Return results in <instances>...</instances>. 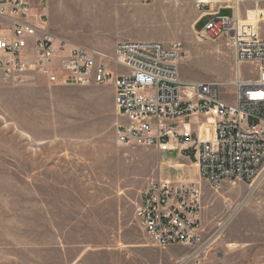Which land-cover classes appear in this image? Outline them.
Instances as JSON below:
<instances>
[{"label": "rangeland", "instance_id": "rangeland-1", "mask_svg": "<svg viewBox=\"0 0 264 264\" xmlns=\"http://www.w3.org/2000/svg\"><path fill=\"white\" fill-rule=\"evenodd\" d=\"M208 2L235 14L234 0ZM262 5L239 1L243 24L263 34ZM43 10L56 36L106 53L118 40L181 42L182 80H219L233 92L232 48L199 35L196 0H48ZM117 121L110 83L50 85L34 73L0 83V264H174L194 253L151 244L135 210L149 178L195 181L198 168L177 151L118 144ZM203 191L199 264H264V168L253 184L203 183Z\"/></svg>", "mask_w": 264, "mask_h": 264}, {"label": "built area", "instance_id": "built-area-1", "mask_svg": "<svg viewBox=\"0 0 264 264\" xmlns=\"http://www.w3.org/2000/svg\"><path fill=\"white\" fill-rule=\"evenodd\" d=\"M209 3L196 0L198 21L207 18L198 33L228 40L234 56L230 94L219 80H182L180 63L189 51L181 42L118 40L106 53L56 36L43 10L48 0H0V83H19L27 73L50 85L110 83L118 144L165 155L177 151L196 164L195 181L179 175L149 178L135 210L151 244L193 248L174 264L200 262L206 244L203 183L253 184L264 168V35L235 14L209 10Z\"/></svg>", "mask_w": 264, "mask_h": 264}, {"label": "bare ground", "instance_id": "bare-ground-1", "mask_svg": "<svg viewBox=\"0 0 264 264\" xmlns=\"http://www.w3.org/2000/svg\"><path fill=\"white\" fill-rule=\"evenodd\" d=\"M207 1H211V0H207ZM239 1H240V0H234V5H235V8H236L235 15H236V17L238 18V20L242 22L243 17H242V15H241L240 7H239ZM248 15H249L250 17L254 18V17L257 15V11L254 10V9H249V10H248ZM242 23H243V22H242ZM213 133H214V130H213ZM212 136H213V135H212ZM212 136H211V137H212ZM177 164H178V163H177ZM192 164L196 166L195 163H192ZM230 246H234V243H231Z\"/></svg>", "mask_w": 264, "mask_h": 264}, {"label": "crops", "instance_id": "crops-1", "mask_svg": "<svg viewBox=\"0 0 264 264\" xmlns=\"http://www.w3.org/2000/svg\"><path fill=\"white\" fill-rule=\"evenodd\" d=\"M258 6H259V5H258ZM260 7H261V9H262V8H264V5H262V6H260ZM260 7H259V8H260ZM206 20H207V18L203 19L202 21H206ZM200 22H201V21H200ZM263 34H264V31H263ZM149 40H159V39H149ZM161 41H162V40H161ZM180 157H181V158H184V159H187V157H184V156H181V155H180ZM194 176H196V180H197V171H196V173H194Z\"/></svg>", "mask_w": 264, "mask_h": 264}]
</instances>
